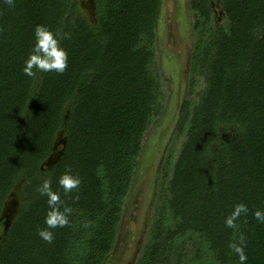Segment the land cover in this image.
Returning a JSON list of instances; mask_svg holds the SVG:
<instances>
[{
    "label": "trees",
    "instance_id": "obj_1",
    "mask_svg": "<svg viewBox=\"0 0 264 264\" xmlns=\"http://www.w3.org/2000/svg\"><path fill=\"white\" fill-rule=\"evenodd\" d=\"M220 1L217 24L210 0H190L187 98L135 264H239L229 245L241 234L247 264H264V224L254 216L264 211V0ZM14 4L0 0V215L17 184L21 199L0 236V264H106L145 134L165 114L156 52L163 0H96L95 25L75 0ZM37 24L59 32L64 73H23ZM61 130L66 144L49 168ZM224 131L232 133L223 140ZM69 170L81 184L65 194L59 178ZM44 179L61 210L72 208L67 226L49 229L51 244L38 235L47 228ZM239 203L248 211L229 228Z\"/></svg>",
    "mask_w": 264,
    "mask_h": 264
},
{
    "label": "rangeland",
    "instance_id": "obj_2",
    "mask_svg": "<svg viewBox=\"0 0 264 264\" xmlns=\"http://www.w3.org/2000/svg\"><path fill=\"white\" fill-rule=\"evenodd\" d=\"M95 1L75 0L78 11L91 25L96 24L92 8ZM210 2L218 24L222 20L221 1ZM192 25L190 0H163L156 52L160 79L164 84L165 114L157 123L152 124L145 134L143 150L139 157L140 168L134 176L116 244L106 264H135L145 242L161 180L162 161L172 145L180 119L179 108L187 98L189 64L194 40ZM231 133L224 131L219 137L224 140ZM181 141L178 139L175 142L174 150L178 149ZM61 145L57 151H60ZM20 199L21 196L18 199L19 204ZM5 221L6 218L0 221V236L5 228Z\"/></svg>",
    "mask_w": 264,
    "mask_h": 264
},
{
    "label": "clouds",
    "instance_id": "obj_3",
    "mask_svg": "<svg viewBox=\"0 0 264 264\" xmlns=\"http://www.w3.org/2000/svg\"><path fill=\"white\" fill-rule=\"evenodd\" d=\"M9 6L14 7V0H6ZM35 43L28 58L24 62L23 73L32 77L37 71L42 73L56 72L64 73L68 67V52L62 46V38L58 31H54L46 25L37 24L34 29ZM81 184L79 176L71 174L70 170L62 174L59 178V186L63 188L65 194L71 193L74 189H78ZM37 191L42 196H47L48 211L44 223L47 228L38 229L39 237L51 244L54 240V233L49 229L63 228L69 223V215L72 208L68 206L61 207L60 194L53 191L50 179H44L38 185ZM248 208L245 204L239 203L235 205L233 212L229 215L225 224L229 228L236 226L235 222L241 213H247ZM255 219L264 224V211L256 210ZM246 238L243 234L239 237V243H231L229 247L238 254L239 264H247L248 256L245 252Z\"/></svg>",
    "mask_w": 264,
    "mask_h": 264
},
{
    "label": "water",
    "instance_id": "obj_4",
    "mask_svg": "<svg viewBox=\"0 0 264 264\" xmlns=\"http://www.w3.org/2000/svg\"><path fill=\"white\" fill-rule=\"evenodd\" d=\"M92 8H93V13L95 15V10H96L95 5H93ZM181 108H182V106L179 108L178 116H180V114H181ZM65 118H66V114H65ZM63 135H64V132L62 130L59 131L57 138H56V141H55V144H54V151L51 154V156L47 159V161L44 163V165L48 166L49 168H51L59 160L60 156L63 153V150L57 151L59 145L62 144L63 146H65V144H66L65 139L61 141V138ZM138 168H140V164L138 165ZM19 191H20V184H17L14 187V191L10 193V195L8 196V198L4 204L3 211H2L1 216H0V221H2L4 218H6V221L4 223L5 224L4 230L5 231H8L14 217L18 213V209H19L18 208V206H19L18 199L20 197Z\"/></svg>",
    "mask_w": 264,
    "mask_h": 264
}]
</instances>
